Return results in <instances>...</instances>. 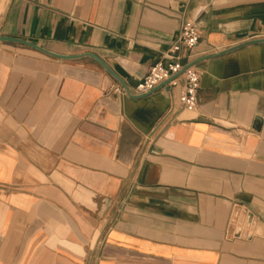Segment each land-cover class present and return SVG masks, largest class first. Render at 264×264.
Returning a JSON list of instances; mask_svg holds the SVG:
<instances>
[{"label":"crops","instance_id":"0c3cea01","mask_svg":"<svg viewBox=\"0 0 264 264\" xmlns=\"http://www.w3.org/2000/svg\"><path fill=\"white\" fill-rule=\"evenodd\" d=\"M185 20L199 108L171 125L167 87L0 42V264H264V43L215 56L264 39V0H10L0 36L134 91Z\"/></svg>","mask_w":264,"mask_h":264},{"label":"built area","instance_id":"2783aa9c","mask_svg":"<svg viewBox=\"0 0 264 264\" xmlns=\"http://www.w3.org/2000/svg\"><path fill=\"white\" fill-rule=\"evenodd\" d=\"M200 39L201 30L198 23L195 20H185L179 39L165 53L163 60L149 69L134 91L130 90L134 96H143L171 81L166 87L172 91L174 104L163 118L162 124L171 125L176 122L180 111L194 112L199 108L202 74L196 67H188L182 63L181 52L193 50L199 44ZM181 73L182 75L176 78ZM178 86H181V90L176 98L173 91ZM116 91L126 94L122 87H118Z\"/></svg>","mask_w":264,"mask_h":264},{"label":"water","instance_id":"95a60500","mask_svg":"<svg viewBox=\"0 0 264 264\" xmlns=\"http://www.w3.org/2000/svg\"><path fill=\"white\" fill-rule=\"evenodd\" d=\"M0 42L1 43H15V44H20V45H23V46H26L28 48H31L33 50H36L40 53H43V54H46L52 58H56V59H60V60H65V61H72V60H76V59H79V58H82V57H91L93 58L94 60H96L109 74H111L122 86L123 88L125 89L126 93L128 94L129 97L131 98H135V99H141V98H145L147 96H149L150 94H147V95H143V96H134L131 94L128 86L126 85V83L119 77L117 76V74H115L109 67L108 65H106L99 57H97L96 55L94 54H91V53H88V54H84V55H78V56H67V55H61V54H56V53H53V52H50L40 46H38L37 44H34V43H31L29 41H26V40H23V39H20V38H11V37H3V36H0ZM259 43H264V39H261V40H254V41H251V42H247L245 44H242L241 46H238L236 48H232V49H229V50H226L220 54H216L215 56L217 55H221V54H226L228 52H231L233 50H236L237 48H240L242 46H246V45H250V44H259ZM211 57H214V56H209L207 58H211ZM198 62H195L193 64H190L188 67H195L198 63ZM182 75L179 74L176 78L180 77ZM171 81H169L168 83H170ZM164 84L161 86L162 87H166V85L168 84Z\"/></svg>","mask_w":264,"mask_h":264},{"label":"rangeland","instance_id":"374dc122","mask_svg":"<svg viewBox=\"0 0 264 264\" xmlns=\"http://www.w3.org/2000/svg\"><path fill=\"white\" fill-rule=\"evenodd\" d=\"M9 1L10 0H0V24H1L2 18L4 16V13L8 7ZM23 48H25V47H23ZM42 56L46 57V58H51V57L44 55V54H42Z\"/></svg>","mask_w":264,"mask_h":264}]
</instances>
